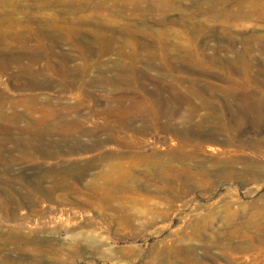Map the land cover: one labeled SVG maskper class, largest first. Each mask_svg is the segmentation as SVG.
<instances>
[{
    "label": "rangeland",
    "instance_id": "374dc122",
    "mask_svg": "<svg viewBox=\"0 0 264 264\" xmlns=\"http://www.w3.org/2000/svg\"><path fill=\"white\" fill-rule=\"evenodd\" d=\"M263 14L264 0H0V112L8 115L0 116V188L17 204L0 209V244L13 227L56 239L41 253L9 246L0 264H264ZM61 63L89 67L62 77ZM114 63H135L136 74ZM183 63H203L208 75ZM31 67L51 84L20 86L12 75ZM146 92L180 115L169 117L170 129H155L149 116L104 128L96 111ZM155 104L146 97L148 111ZM39 111L78 119L82 132L40 136L30 124ZM101 140L94 153L58 154ZM102 153L134 165L130 190L87 188L93 177L82 174L105 168L89 167Z\"/></svg>",
    "mask_w": 264,
    "mask_h": 264
},
{
    "label": "bare ground",
    "instance_id": "6f19581e",
    "mask_svg": "<svg viewBox=\"0 0 264 264\" xmlns=\"http://www.w3.org/2000/svg\"><path fill=\"white\" fill-rule=\"evenodd\" d=\"M242 16V17H245V16H251L253 15L251 12L249 13H246L245 11H241V13L239 14V16ZM261 19L264 20V14L261 16ZM13 64V63H12ZM18 64V63H17ZM71 63H61V70H59V74L62 76V77H66L69 73H73V72H81L82 75H86L87 71H88V67L89 65H85L83 67H81L79 70L78 68L77 69H74L72 70L71 68V65H69ZM101 63H95L94 65L98 66L100 65ZM114 64H117L119 66V71L120 73L124 74V73H127L129 75L132 74V75H135V63H114ZM162 64V63H161ZM4 64L3 63H0V66H3ZM163 66L164 63L162 64ZM170 65V64H169ZM183 65L185 66V70L189 71L190 73L194 74L196 73L197 75H200L201 77H206L208 74L205 70V68L203 67V63H200L199 66H195L193 65V63H183ZM171 66V65H170ZM173 66V65H172ZM171 66V67H172ZM248 63H244V66L242 67V72L246 73L248 72ZM170 67V68H171ZM230 67V66H229ZM162 68V67H161ZM173 68V67H172ZM169 69V68H168ZM231 69V68H230ZM167 70V68L165 67V71ZM174 70V69H173ZM173 70H170L169 72L171 74H175V71ZM36 73L38 72H35L34 69L31 67L30 69L28 70H21L20 72H18L17 74H13V78L17 81V83L22 86V87H25V88H36V87H40V86H43L45 84H51L49 82H47L48 80H40L38 75H36ZM80 74V73H79ZM120 75V74H119ZM147 75V74H146ZM169 73H168V77H169ZM118 76V75H117ZM125 77V76H124ZM124 77L119 76L117 78H115L117 81H123L125 80ZM149 78V77H147ZM222 78V77H221ZM155 79V78H154ZM114 80V79H113ZM149 80V79H148ZM150 81V80H149ZM155 80H153L152 82H154ZM159 79L157 78L156 79V82H154L155 84L158 83ZM151 82V81H150ZM61 86V85H60ZM173 87V86H172ZM176 90L178 89L177 87L175 88ZM163 90V89H162ZM170 90V89H169ZM180 90V89H179ZM172 91H175L173 88H172ZM178 94V91H176ZM162 93V91H161ZM170 93V92H169ZM173 93V92H172ZM1 94V93H0ZM2 95H5L4 93ZM147 96H152L156 99V104L154 106V108H151L149 109V111L146 109L145 107V100H146V97ZM163 96V95H162ZM177 96V95H176ZM176 98V97H175ZM30 99V98H29ZM168 99V98H167ZM182 99V98H181ZM185 99V98H184ZM11 100V99H10ZM34 100H28L27 99V104H28V107H31V105L29 106V104H34ZM131 101L133 100V103H134V106L133 108H130L128 105H127V101ZM162 101V103H161ZM164 101V102H163ZM180 101V100H179ZM19 102V101H18ZM15 103V102H14ZM113 103H115L116 105L114 106H108L106 107L105 109L103 110H100V111H96L97 115H99L100 117H102V119L104 120V123H103V126L104 128H108L110 129L111 131L113 129H118L119 127L125 125V124H129L130 122H132L133 120L137 119L138 117H150L153 125L155 126V129H170V124H169V117L172 118L174 116V114H178V113H174L172 114V112H169V111H166L167 108L170 106L168 105L169 103V100H164L163 97H161L157 92H154V93H148L146 92L145 94H143V97H141V94L140 95H134L132 97H126L124 95H121L119 97H117L116 99H114ZM184 103V102H183ZM188 106H189V102H185ZM191 103V101H190ZM181 104V103H179ZM185 104V105H186ZM175 105V104H174ZM16 106V105H15ZM178 106V105H177ZM182 106V107H181ZM180 106V109L183 108V105ZM192 106V105H191ZM193 107V106H192ZM191 107V109H192ZM190 108V107H189ZM15 109V108H13ZM170 110V109H169ZM172 110V109H171ZM198 111V109H196ZM195 110V112H196ZM173 111V110H172ZM191 111V110H190ZM40 112V111H39ZM45 112V111H43ZM22 113V112H21ZM33 113L34 110H33ZM38 113V112H37ZM42 112H40L41 114ZM49 113V111H48ZM29 114V113H28ZM95 114V113H94ZM182 114V113H181ZM42 116L40 118H37V121H34V118L33 119H28L30 120V124L32 123L33 127L36 129H38V131H40V136L41 135H46L48 137H51L53 135V133H55V131L57 130H60L61 132L63 131H68L69 129H76V130H79L81 127V123L80 121L77 119V120H74L73 122H69L67 121V116L63 118V120L61 119V121L59 122H56L58 118H54L52 115H45V114H41ZM179 115V114H178ZM0 116L4 119V120H8V115H7V112L6 113H1L0 112ZM12 116H15L16 115H12ZM14 118V117H12ZM180 116V115H179ZM22 117V116H21ZM26 117V116H25ZM31 117V116H29ZM52 117L53 119H55L54 121L52 120ZM63 117V116H62ZM176 117V116H174ZM23 118H24V115H23ZM21 118V119H23ZM69 118V117H68ZM9 119V120H10ZM20 119V120H21ZM27 119V118H26ZM66 119V120H64ZM81 119V118H79ZM162 119H166V121H168L166 124L165 123H162ZM173 119V118H172ZM178 119V118H177ZM183 119V118H182ZM188 119L187 117H185L184 121ZM13 120V119H12ZM11 120V121H12ZM15 120V119H14ZM13 120V121H14ZM24 120V119H23ZM60 120V119H59ZM22 121V120H21ZM67 121V122H66ZM183 122V120H181ZM18 122V121H17ZM56 122V123H55ZM13 123V122H12ZM184 123V122H183ZM9 124V123H8ZM25 124H28V123H25ZM29 124V125H30ZM10 125V124H9ZM1 126V125H0ZM25 126V125H24ZM31 126V125H30ZM29 126V127H30ZM32 126L30 128H32ZM18 127V126H17ZM16 127V128H17ZM2 128L5 130H9L8 126L6 127V125H3ZM84 129V128H83ZM24 130V129H23ZM81 130H82V127H81ZM79 130V132L81 131ZM37 131V130H35ZM37 131V132H38ZM70 131V130H69ZM141 131V130H140ZM31 132V131H30ZM79 132L75 133L76 136L77 134L78 135H81L79 134ZM82 132V131H81ZM91 134L93 131H91ZM118 132V131H116ZM4 133V132H3ZM66 133V132H65ZM94 134H96L95 132H93ZM140 133V132H138ZM52 134V135H51ZM73 134V133H72ZM114 134V133H111V135ZM84 135V134H83ZM119 135V134H118ZM75 136V137H76ZM82 136V135H81ZM92 136V135H91ZM114 136H116V134H114ZM113 136V138H114ZM69 137V136H67ZM79 137V136H78ZM77 137V138H78ZM84 137V136H83ZM87 137V133H86V136ZM97 137V136H96ZM100 137V136H99ZM98 137V138H99ZM28 138V137H27ZM33 138V137H32ZM40 138V137H39ZM70 138V137H69ZM82 137H80L81 139ZM112 138V139H113ZM116 140H117V143H119L120 145L122 144H127V142L123 141V139L120 137V136H116L115 137ZM72 139V138H71ZM78 139L77 142L80 140ZM67 140V139H66ZM75 140V139H74ZM84 140V139H83ZM86 140V139H85ZM84 140V141H85ZM43 141V140H42ZM52 141V140H51ZM58 141V140H57ZM76 141V140H75ZM82 141V140H81ZM87 141V140H86ZM73 142V141H72ZM76 142V143H77ZM75 143V142H74ZM84 143V142H82ZM88 142H86L87 144ZM91 143V142H89ZM106 141H95L91 146H82L81 148L77 149V150H72L71 148L68 150V151H65L63 153H58L59 156L60 154H62L64 156L65 155H73L75 153H80V152H84V153H89V152H95L97 151L98 149L100 150V148H104V146L106 145ZM56 144V143H55ZM60 144V143H59ZM70 144V143H68ZM81 144V143H80ZM79 144V145H80ZM90 145V144H89ZM81 146V145H80ZM62 147V146H61ZM70 147V146H68ZM67 149V148H66ZM83 153V154H84ZM108 153V152H107ZM47 154V153H46ZM49 154V153H48ZM45 155V153H44ZM50 155V154H49ZM48 155V157H49ZM53 155V154H52ZM57 155V154H56ZM47 156V155H46ZM51 156V155H50ZM52 157V156H51ZM69 157V156H68ZM116 158L117 160H123V158H125V154H113L111 153L110 155H100L98 158H96L92 163L89 164V167L91 169L95 168L96 166H101L103 167L104 169L101 171L99 170V172H95V173H85L82 174V178L84 179L85 176H91L93 177V179L90 181V183H88V186L87 188H89L90 191L94 192V193H99V192H102V193H111V192H123V191H128L130 190L132 187L131 186H128L126 184L127 180L129 179H132V175H133V167L134 165H127L126 163L124 162H110L109 159L110 158ZM93 159V158H92ZM109 161V162H107ZM77 166V165H76ZM83 166V165H82ZM81 166V167H82ZM74 168V167H73ZM72 168V169H73ZM80 168V167H79ZM85 168V167H84ZM88 167H86L87 169ZM97 168V167H96ZM76 169V168H75ZM83 169V168H82ZM80 170V169H79ZM89 171H91L89 169ZM58 172V171H57ZM86 172V171H85ZM88 172V171H87ZM55 173V171H54ZM59 174V172L57 173V175ZM56 175V176H57ZM61 175V174H60ZM63 175H65L63 173ZM76 175V174H75ZM81 175V174H80ZM54 176V175H53ZM55 177V176H54ZM79 177V176H78ZM60 178V177H59ZM58 176H57V179L54 181H57L58 179ZM62 178V177H61ZM60 178V179H61ZM64 178V179H63ZM63 181L65 180V176L63 177ZM68 181V180H66ZM60 182V181H58ZM56 183V182H55ZM70 182H68V188H69V184ZM54 184V183H53ZM62 184H64V182H62ZM60 184V185H62ZM67 184V182H66ZM65 184V185H66ZM5 185H8V184H5ZM64 185V187H66ZM9 186V185H8ZM72 186V185H71ZM11 187V186H10ZM9 187V188H10ZM38 187V186H37ZM63 187V185H62ZM16 190V189H15ZM35 193L36 191H39V190H34ZM42 191V190H40ZM39 191V192H40ZM15 192V191H14ZM18 192V191H17ZM20 193V192H19ZM28 193V192H27ZM42 193V192H41ZM46 193V192H45ZM44 193V194H45ZM49 193V192H48ZM39 193H37L38 195ZM31 195V193H30ZM37 195H34V196H37ZM33 196V198H35ZM43 196V195H42ZM40 196V197H42ZM50 196V195H48ZM26 197V196H25ZM31 197V196H30ZM30 197H27L30 198ZM39 197V198H40ZM14 196L12 195V193H10L9 190H2L0 188V209L1 210H4V209H9V207H17V204L15 203L14 201ZM46 198V197H45ZM43 197V199H45ZM32 199V197H31ZM30 199V200H31ZM41 199V198H40ZM22 202L24 200V198H21ZM36 200V199H34ZM18 201V200H17ZM16 201V202H17ZM26 201V200H25ZM29 201V200H28ZM27 201V202H28ZM41 201V200H40ZM43 201V200H42ZM22 202L18 203L21 204ZM30 204V202H28ZM32 203V202H31ZM35 203V202H34ZM40 203V202H39ZM38 203V204H39ZM42 203V202H41ZM40 203V204H41ZM49 204V203H48ZM22 205V204H21ZM20 205V206H21ZM44 205V204H43ZM46 205V204H45ZM23 206V205H22ZM31 208V206H30ZM17 209V208H16ZM21 207L17 210H20ZM43 210V209H42ZM17 212V211H16ZM19 212V211H18ZM31 212V211H30ZM39 212V211H38ZM43 212V211H41ZM36 213V212H35ZM44 213H45V210H44ZM42 213V214H44ZM30 214V213H29ZM41 214V213H40ZM41 214V215H42ZM35 215V214H34ZM32 216V215H31ZM42 217V216H41ZM23 218V217H22ZM25 218V217H24ZM11 228V227H10ZM22 229V228H21ZM21 229H15L13 227V230L15 231H12L9 236H7L5 239H3V243L0 244V253L3 252L4 250H7V247L9 248V246H12L13 249L15 250H24V246L28 245V244H31L32 246L34 245L35 247H33V249H31V252L32 251H35V252H40L45 249V246H50V245H55L56 244V239L54 237H51V236H46L45 238L44 237H41L39 236V234H34L32 233V235H24V233L21 231ZM3 232V231H1ZM37 232V231H35ZM34 232V233H35ZM1 234V233H0ZM27 234V233H26ZM69 245H77L75 239L71 240L68 242ZM88 247H90V244L89 242L85 241V246L83 247V250L86 252L88 250ZM74 248V247H73ZM30 249V248H29ZM30 251V250H29ZM44 251V250H43ZM78 252V251H77ZM44 253V252H43ZM79 255V253H78Z\"/></svg>",
    "mask_w": 264,
    "mask_h": 264
}]
</instances>
